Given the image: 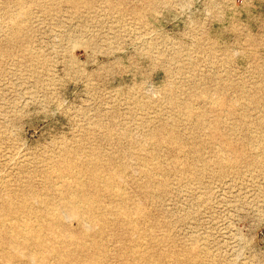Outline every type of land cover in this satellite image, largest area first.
<instances>
[{
    "label": "rangeland",
    "instance_id": "obj_1",
    "mask_svg": "<svg viewBox=\"0 0 264 264\" xmlns=\"http://www.w3.org/2000/svg\"><path fill=\"white\" fill-rule=\"evenodd\" d=\"M9 263L264 264V0H0Z\"/></svg>",
    "mask_w": 264,
    "mask_h": 264
},
{
    "label": "bare ground",
    "instance_id": "obj_2",
    "mask_svg": "<svg viewBox=\"0 0 264 264\" xmlns=\"http://www.w3.org/2000/svg\"><path fill=\"white\" fill-rule=\"evenodd\" d=\"M189 110V109H188ZM263 134V133H262ZM97 159V158H96ZM64 165V164H63ZM66 166V165H65ZM70 167V166H69ZM66 168V167H65ZM71 168V167H70ZM64 169V168H63ZM21 172V171H20ZM114 173V172H113ZM116 173V172H115ZM34 176V175H33ZM79 176V175H78ZM92 176V175H91ZM107 177H108V175H107ZM63 178V177H62ZM78 178V177H77ZM120 180V179H119ZM120 181H122V180H120ZM70 185V184H69ZM110 185H112V184H110ZM82 187V186H81ZM89 188V187H88ZM60 191V190H59ZM78 191V190H77ZM114 191H115V189H114ZM7 198H8V196H7ZM16 201V200H15ZM37 202V201H36ZM38 203V202H37ZM124 203V202H123ZM44 205V204H43ZM72 206V205H71ZM111 206V205H110ZM112 208V207H111ZM123 209V208H122ZM51 213V212H50ZM2 214V213H1ZM69 214V213H68ZM73 216H76V217H78L77 216V214H75V213H73ZM67 217V216H66ZM112 217V216H111ZM68 219V218H67ZM66 219V220H67ZM75 219V218H74ZM74 219H72V220H74ZM78 219H79V217H78ZM44 221V220H43ZM50 221V220H49ZM49 221H48V223H49ZM9 222V221H8ZM3 224H5V223H3ZM39 224H41L40 222H39ZM54 225V224H53ZM86 225V224H85ZM88 226H89V224H88ZM48 227V226H47ZM36 229H38V228H36ZM65 229V228H64ZM31 230V229H30ZM63 232H65V230L63 231ZM10 233H11V231H10ZM50 233V232H49ZM58 233V232H57ZM69 233H70V231H69ZM52 234V233H51ZM56 235V234H55ZM69 235V234H68ZM23 240V239H22ZM25 241V240H24ZM47 241V240H46ZM68 241H69V238H68ZM66 244V243H65ZM38 246V245H37ZM67 246V245H66ZM181 248V247H180ZM11 249H12V247H11ZM10 249V250H11ZM34 249V248H33ZM13 251V250H12ZM41 251V250H40ZM43 251V250H42ZM21 252V251H20ZM22 252H24L25 253V250L24 251H22ZM9 254H11V253H9ZM29 254V253H28ZM96 255V254H95ZM87 256V255H86ZM26 258H29V257H27L26 256ZM88 259V258H87ZM29 260H31V259H29ZM53 260V259H52ZM35 262V261H34ZM33 262V263H34ZM135 262H136V260H135ZM38 263H39V261H38ZM10 264V263H9ZM64 264V263H63Z\"/></svg>",
    "mask_w": 264,
    "mask_h": 264
}]
</instances>
